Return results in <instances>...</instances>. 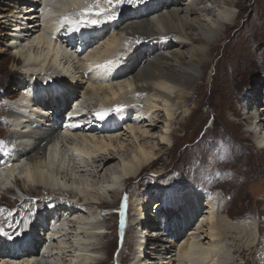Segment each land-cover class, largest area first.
I'll list each match as a JSON object with an SVG mask.
<instances>
[{
  "label": "bare ground",
  "instance_id": "1",
  "mask_svg": "<svg viewBox=\"0 0 264 264\" xmlns=\"http://www.w3.org/2000/svg\"><path fill=\"white\" fill-rule=\"evenodd\" d=\"M88 1L93 3L95 0ZM88 1L14 0V5L12 6L13 10L7 13L14 14V11H16L18 7L23 8L28 4L27 10L29 11L27 12L33 13L32 15L27 16L29 19L28 30L21 31V29L15 28V30L11 31L12 33H9L8 35L9 39L6 42L11 46V50L9 49V51H14L10 57L11 70L16 71L19 67L20 69L23 68L21 74L25 76L23 78H25V83H27V75L24 74L26 69L29 78H33L37 81L38 79H42L41 85L42 83L46 84L42 86H48L51 81L47 77H43V72L47 73V70H55L60 76V79L51 77L56 83L55 87H57L56 89L53 87L54 90H44V92L36 91L37 93L34 94L35 85L28 82L29 84H26L27 87L23 88V94L18 93L16 98L14 97L11 100L14 101L20 98L19 103L21 102L23 105L37 103V109L35 111L40 110L43 113L49 112L50 115H52L54 109H56L57 113L60 112V106H62V109L64 108L65 112H61L62 114L60 113L57 119L50 118L47 125H35L36 130L28 131L30 129L29 127L32 126V121L29 119L24 120L23 117L17 115L13 116L12 107L9 106L11 113L6 117L9 121L6 120L5 122L15 131L12 134L17 136L15 141H17L19 145L13 147L12 154L9 157L6 155L2 156L3 152L0 150V155L2 154L0 156V165H3L0 168V190H3L4 192L7 190L3 195L10 194L8 187H11L12 184L14 186L17 185L18 182H20L19 177H21L26 179L25 181H27L28 185L31 184L29 186L31 187L29 191H31L32 194L38 192L39 187H43L44 189L45 186L46 190H51L50 192H53L52 189H54V191L59 190V193H65L68 195L75 194L76 198L71 200H66V198H64L59 205H56L54 209L49 210V207L55 205V202L50 204L48 201L51 199H49L46 194L42 193L40 196L42 200L35 202V205L32 206L34 212L36 210L39 211V216L32 224V221L30 220V229L27 230L24 227L21 232L22 235L13 236L14 238L11 240L8 239L7 236L4 237L5 241L3 240L4 242L1 244L2 248H0V258L5 262L2 264H67L66 260L68 258L70 259L68 262L69 264H89L93 262V253L96 252L95 250L98 249V246L91 243L93 240H90L97 236L98 233H96V230L98 227L91 222V218H86L83 214L86 213V208L89 205H93L94 208H97L95 205H103L105 201L102 202L100 199H96V197L90 201L86 198V196L88 197V195H86L87 192H93L94 195H100V191L105 192L108 188H112L110 192L117 197L119 193V195H121V189L119 190L120 186L125 185L131 178L139 177L140 173L146 168L151 167L155 163V160L158 159L157 155L152 151L139 147L136 153L139 157L136 158L135 156L133 161H128L125 159V157H129L128 150L123 147H116L119 138L116 134L119 133L121 124L129 125L128 123H134L136 125H142L152 122L154 125L151 123L149 126H146L151 127L152 125L156 126L155 124L157 123L155 122L156 119H154L153 115L156 113L158 107L155 105L153 106L152 104L151 106L153 107H151L150 103L148 105L152 112H143L141 109L134 114L130 112L128 113L131 109L143 106L139 96L135 99H131L133 97L130 98L129 95L132 94L131 90H133L135 86V91L138 89L139 93L149 90V95L151 97L155 99L164 98L167 100L171 99V95L165 90V87L169 84L179 85L184 89L188 88L194 91L198 79L194 75L196 62H198L202 70H206L210 63V58L217 49L219 42L225 37L230 28L235 26L239 19L238 17V19L233 22L235 18L230 10L222 12V20L228 23L225 27L224 33L213 39L215 34L213 28L205 30L200 27L198 30L206 38L201 39L186 34V31L188 30L195 31L196 26L184 22L181 19L180 14L182 12H180V8L187 6L186 12L189 15L198 16L201 23H206L207 21L205 17L211 12L209 9L210 4L215 6L223 5L237 7L239 6V3L225 0H146L143 3L142 0H138L137 3L129 4L127 0H124L123 3H121L120 0H112V3L108 4L107 0H99L97 6L96 0L95 4L91 7L92 12L87 13L85 10L90 6L87 7ZM149 6H151L152 10L149 9ZM163 8L169 9L166 14L161 13ZM100 9H104L105 12L102 15H97ZM36 10H41L42 15H44L42 20H40L39 12ZM109 12H115L117 18L111 21L107 20L106 15ZM81 13H84V15L81 16ZM0 15L6 16V14ZM66 16L69 17L64 19ZM167 16L170 17L171 21L175 22L174 25L169 21ZM77 17L86 21L98 19L101 20L102 23L95 26L90 24L87 27L81 26L79 32L71 31V25L67 23V20H73V18L76 19ZM7 19H12V24L18 26V19L16 16L12 15L9 18L7 17ZM134 20H137L138 22L133 23ZM26 23L27 21H25L24 25H26ZM114 23L115 30L113 31L112 29L113 35L107 44V49L102 53H100V51L91 52L87 57L89 60L85 62V64L83 61L80 68H73L71 65L68 68L66 65L68 69L66 67V70L59 69L61 68L63 61L67 64L71 63L70 61L72 59L69 57L70 52L76 51V57L78 58V55H80L79 58L81 59L94 45H97L98 42L110 36L106 34V32ZM128 25H130L128 28H124ZM100 28L103 29L101 33ZM127 29L132 31V33L127 32V34H131L127 37H129V40L132 37V40L131 42L128 40V44L125 43L122 45V42H119V37L123 36V32ZM61 33L62 35H67L69 41H67L66 38L59 36ZM118 33H121V35H118ZM3 35L5 34L0 32V39H2ZM104 35L106 36L103 37ZM142 37L144 40H140ZM170 38L175 42L164 44L163 46L160 45L161 42L168 41ZM185 43L190 44L192 47L207 46L209 49L207 52H196L197 54H195L194 57L197 55L199 61H195L193 57L188 62L185 56L180 53L175 54L174 59H172L171 55H173V47L185 48L188 45ZM78 45L79 47L77 50ZM86 47L89 49H86ZM62 48H64L65 51ZM131 49H134V51L132 52ZM144 49L155 50H153L150 59V50H145V53L142 54L144 58L136 64L138 65L137 67H141L145 64L144 67H141L142 69L136 72L135 70L137 68L134 67L132 72L131 69L128 70V76L127 73L126 75L116 73L121 67V62H118L119 58L125 57L129 61L134 58L133 56L136 52L138 53V51ZM62 50L66 53L67 51H70L68 56H66V54L64 55ZM162 50H165V53H161ZM105 54L110 57V60L107 58L108 61H111V58H117V62L115 61L112 63L113 65L111 64V66L106 69V72L104 71L105 69L97 67L98 65L108 63V61H105L104 59ZM143 60L146 62L142 63ZM213 62L214 61L212 60L211 64ZM32 65L36 67L31 68ZM56 66L60 67L57 68ZM104 76L108 77L110 80L105 79ZM114 82L120 83H116L117 85H115ZM80 90H82V92H79ZM54 92L55 95L59 94L61 98L59 99V96L55 98ZM77 92L82 93V96L85 97L84 99L91 100L92 102L89 104L87 103V100L80 102L77 99ZM98 94L100 96H97ZM190 96V93L187 94L186 92H181L180 98L184 101H189L192 98ZM255 96L256 95H250V98H248L249 101H255ZM261 97L262 98L259 99L263 106L264 92ZM33 98H35V101ZM47 98H51V104L46 102ZM64 100L66 101V104H64ZM245 101H247V99ZM96 102L98 103L95 104ZM75 103H77L76 110H73L72 107H74ZM43 104L46 109H44ZM71 104L72 107H70ZM117 105H123L122 112H113L104 121L95 119L94 113L96 110L99 111L101 108L111 109ZM83 108L86 110L89 108L91 111L87 112ZM256 108L258 111H263H259V113L253 111L256 113V116L253 125L249 127V132L255 137V142L258 147L263 149L264 136L259 135L260 132L258 131H260L259 124H262L264 127V108ZM34 116L36 117L37 115ZM65 116H69V120H67L72 122L70 124H76L78 126L71 128L66 126V123V128L62 131L58 122L59 118L63 120ZM128 127L129 126H127L128 134L133 133L134 135L135 133L140 132L139 134L141 137H148L144 129H140V127L135 128L134 126ZM98 135L100 136L99 138L96 137ZM114 135L118 138H114ZM23 142H27L28 144L24 145ZM28 146H30L29 149H27ZM2 147L3 145L0 146V148ZM77 150L83 155H77ZM23 151H25V160L18 158ZM119 156L122 163V165L119 166L122 167L121 170L115 169L114 166V163ZM73 157L76 158V163H73L74 166L68 168L66 163L63 164L64 160L68 163L69 161H73ZM86 161H90V163L93 161L96 169L99 171V173L97 171H94V173L96 175L103 173V175L101 174L103 176L101 179L110 184L102 188H100L98 184L96 187H81L79 185H83L84 183L78 178H75L78 179L80 183L76 180L77 186H74V189H66L68 185L63 188L61 185L62 182L60 181L69 177H63L66 175V172H71L72 175H76L80 169L82 170V166L86 165ZM46 167L50 169L52 176L54 174H59L60 178L62 176L59 183L58 180L46 176L44 172L38 169ZM85 167L86 169L88 167L90 168V165ZM76 170L78 172H76ZM81 170L79 173H83ZM72 178L71 180H73ZM122 178L125 179L123 183H121ZM58 186H61V188ZM190 186L191 185H188V187L185 188L186 190L184 189L186 192L180 190V187L177 191L172 190L165 194L162 193L160 195L162 201L153 205V207L156 205V212L151 210L153 209L152 206L150 207L152 202L150 200L147 201L145 198L142 200H138V198L133 199L130 206L128 205L127 200H124L120 226L123 235L128 229V227L125 229L127 220H129L128 211H132L134 207H136L137 210H135V212H138V218L140 219L137 220V226L139 229V223L141 221L142 223H145V218L148 217H152L154 221H158L159 223V226H156L150 222L146 225L148 228L146 231L149 234L147 233L146 236L144 235L145 237L138 236L137 243L139 242L140 249L143 247L142 251L144 250V253L142 256L137 255V264H171L172 262H179V264H230V260L226 256V248H235L233 255L236 251H245L242 245L243 240L245 239L244 233L245 237L248 233L246 227L234 225L233 222V224L230 223V220H227L226 217H222L220 214L222 210H220V207L217 208V200H214L215 197L213 199L211 198L213 200L211 202L209 196L202 195V191L198 192L195 188ZM62 189L63 191H61ZM183 192L185 193L183 194ZM203 196L208 200H203ZM77 197H82L83 201ZM192 200L194 201L192 202ZM86 203H88V205ZM216 208L217 210H215ZM168 209H170L172 213L174 212L173 220L171 214H166ZM56 211L68 214L67 216L65 215L66 219L62 220L61 216L63 215H60L57 221L49 223L53 220L49 221L47 214H55ZM186 212H189V214ZM77 216H80L81 218H77ZM185 216L187 217L186 220L184 219ZM4 218L5 216L0 212V226L5 225ZM68 218H73L75 224L74 230H70L71 228L69 224L72 220L69 222ZM174 220L176 223L173 222ZM196 220H199L198 223L200 227L202 225L204 227V224L208 227V229L203 231L208 234L206 233L207 235L200 240L197 239V235L199 233L202 234L203 232L199 229H195L196 231H199V233H196L195 231V233L187 234L192 225L191 223L196 222ZM40 226L42 229L41 231H38ZM161 226L165 227V230H163V227L161 229ZM157 229L167 234L166 236L164 235V238L167 237L166 242L162 239L161 241L155 239L156 232L158 231ZM141 230L143 231L144 229ZM50 231L52 233L48 234ZM25 232H28V236H23ZM44 232L45 235L43 237ZM101 233L104 234L105 231ZM168 234L170 236H168ZM0 235L3 236V234ZM35 237H41L43 239L35 240ZM67 237L70 238V240L73 238V244L71 247L66 246L68 244L66 240ZM181 237H187V240H185L182 245L178 244L176 246L175 251H177V253L173 256V258L177 259L179 257L180 259L172 260V258H165L164 260L166 262L161 261L160 259L151 263V257L156 255L162 257L164 252L168 250L170 251L174 247V243H177L176 241ZM64 238L66 243L63 242ZM141 240H147L146 244L142 245L140 243ZM156 242L160 245L156 246ZM70 244L71 243L69 242V245ZM40 248L46 249V253L48 254L47 257H41L40 252H36V250ZM150 250L151 254L147 257ZM146 251L148 252L146 253ZM6 252L9 253V255H11L12 252L13 254L18 255V257L20 256L21 259L19 260H22L23 258L26 259L24 256H27L29 260L22 262L13 260L11 258L12 256L1 257ZM21 254L24 255L21 256Z\"/></svg>",
  "mask_w": 264,
  "mask_h": 264
},
{
  "label": "rangeland",
  "instance_id": "2",
  "mask_svg": "<svg viewBox=\"0 0 264 264\" xmlns=\"http://www.w3.org/2000/svg\"><path fill=\"white\" fill-rule=\"evenodd\" d=\"M13 1L14 0H0V14L5 15L12 11V6L14 5ZM145 1L146 0H142L143 3ZM225 1L237 2L239 3V6H215L210 4L209 9L211 12L205 17L207 21L206 23H201L198 16L189 15L186 12L187 6L180 8V12H182L180 14L181 19L184 22L196 26L195 31L188 30L186 31V34L201 39L206 38L198 30L200 27L205 30L213 28L215 31L213 39L224 33L225 27L228 23L222 20V12L230 10L235 18L233 22L239 17L235 26L231 27L225 37L219 42L217 49L210 58V63L207 69L202 70L198 62H196L194 75L199 80L197 79L194 91L188 88L184 89L179 85L169 84L165 87V90L169 92L171 99L167 100L164 98L155 99L151 97L149 95V90L139 93L138 89L135 91V86L133 90H131L132 94L129 95L130 98L133 97L131 99H135L139 96L143 106L131 109L128 113L130 112L134 114L141 109L143 112H152L150 111V106L151 104L153 106L155 105L158 108L153 117L156 119L155 122L157 123L155 124L156 126H153L154 123L151 122L153 124L151 127H146L151 123L142 125H136L134 123H128L129 125L121 124V129L119 130V133L116 134L119 138L114 135V138H118L116 147L119 146L128 150L129 157H125L128 161H133L135 156L136 158L139 157L136 155L139 147L152 151L157 155L158 159L155 160V163L151 167L146 168L140 173L139 177L131 178L125 185L120 186L119 190L121 189V195H119V193L117 197L110 192L112 188H108L105 192L100 191V195H94L93 192H87L86 195H88V197L86 196V198L90 201L95 199V197L102 202L105 201L103 205H95L97 208H94L93 205H89L86 208V213L83 214L86 218H91V222L98 227L96 230V233H98L97 236L91 240L89 239L90 241L93 240L91 243L98 246V249L95 250L96 252L93 253L94 260L92 259L93 262L89 264H137V255H140V252L142 255L144 253V250L142 251L143 247L140 249L138 244L139 253H136L137 255L135 256L134 250L138 236L136 229V227L138 228L137 222L135 223V220H132L133 225L128 226L124 235L120 229L118 231L119 216H122L124 200L126 199L130 206L133 199L138 198V200H142L145 198L147 201L150 200L152 202L150 207H153L154 204L162 201V197L160 196L162 193L165 194L172 190L177 191L180 187V190L185 191V188H187L188 185H191L190 187L195 188L198 192L202 191V195L209 196L210 199L215 197L214 200H217V208L220 207V210H222L220 214L222 217L224 216L227 220H230V223L233 222L234 225L246 227L249 234L247 233V236L245 237L244 233L245 239L243 240L244 246L242 245V247L245 251H236L233 255L235 248H226V256L230 260V264H264V148L260 149L258 147L255 142V137L249 132V127L253 125L256 113L263 111H258L256 107H258V109L264 108V105L262 106L260 103L261 100L259 99L262 98L261 96L264 92V0ZM28 5L23 8H28ZM167 10L169 9L163 8L161 13L166 14L168 12ZM167 18L173 25L175 24L174 21L170 20L169 16H167ZM135 22L138 21L134 20L133 23ZM114 26L115 23L112 24V27H109L106 32V34L110 36L98 42L97 45H94L81 59L79 58L80 55H78V58L76 57V51H74L75 53L69 51V53L66 50V53L64 52V48H62L64 50H62V52H64L63 54L68 56L69 53V57L72 60L70 61L71 63H68L69 65L63 61L61 68H59L60 66L56 67L60 70H66L67 66L69 68L70 65L73 68H80L83 61L85 64V62L89 60L87 57L91 52L100 51V53H102L107 49V44L115 30ZM129 26L130 25L125 26L124 28H128ZM127 30L123 32V36H118L120 40L119 42H122V45L125 43L128 44L129 41L131 42L132 40V37L130 40L129 37H127L128 35H131L127 34V32L132 33V31L129 29ZM102 31L103 29L100 28V33ZM0 32H4L5 34L2 39H0V142L4 143L1 138L4 139L8 132V125L5 121L7 120V115L11 113L9 105L12 108L14 107V103L8 100H11L14 97L16 98L18 93L23 94V88L27 87L26 84H31L32 82L28 81L29 83H25V78H23L25 76L19 73L22 70L20 67L16 71L11 70L10 57L14 51L11 52L7 49L9 44L6 41L9 39V34L5 31L3 25H0ZM118 35H121V33H118ZM105 36L106 35L103 37ZM140 40H144L143 37ZM185 44L187 45L188 43ZM78 47L79 45L77 46V50ZM173 48V55H171L172 59H174L175 54L180 53L185 56L188 62L195 54H197L196 52H207L209 49L207 46L192 47L190 44L185 48H177L175 46ZM86 49L89 48L86 47ZM145 50H150V59V56L155 49L138 51V53L136 52L133 56L134 58L129 61L125 57L119 58L118 62H121V67L116 73L126 75L128 70L131 69L132 72L134 67L137 68L135 70L136 72L142 69L141 67H144L145 64L141 67H137L138 65L136 64L144 58L142 54L145 53ZM131 51L133 52L134 49H131ZM164 51L165 50H162L161 53H165ZM107 58L109 59L110 57L105 54V61H108ZM111 59L114 60H111L113 63L115 61L117 62V58ZM194 59L195 61H199L197 55ZM212 60L214 62L211 64ZM144 62L146 61L143 60L142 63ZM34 67L36 66H31V68ZM46 72L49 71L47 70ZM104 78L110 80L108 77L104 76ZM114 83L117 85L116 83L120 82ZM42 85L46 84L42 83ZM38 92L43 91L39 90ZM79 92H82V90ZM79 92H77V99L80 102L87 100L84 99L85 97ZM181 92H186L187 94L190 93V97L192 98L189 101L182 100L180 98ZM35 93L36 91H34V94ZM250 95H256L254 97L255 101H249L248 98H250ZM97 96L100 95L98 94ZM244 99H247V101ZM90 102L92 101L87 100L88 104ZM97 103L98 102L95 104ZM149 103L150 106L148 105ZM64 104H66L65 100ZM70 107H72V104ZM83 109L87 112L91 111L89 108H87V110L85 108ZM253 111H256V113ZM68 117L69 116H65L63 119L64 123L60 125L62 131L65 130L66 126L72 123L68 121ZM127 126L144 129L148 137H141L139 134L140 132H137L134 135L133 133L128 134ZM259 127V135L264 136L263 125L259 124ZM96 137L99 138L100 136L98 135ZM64 158L66 159L65 156ZM117 158L114 166L115 169L121 170L122 167H119L122 165L120 156ZM65 163L68 165V168H70L76 163V158L73 157V161H69V163L64 160L63 164ZM88 165H90V168L88 167L89 169H86L85 166ZM82 167V170H80L83 173H79L80 170L79 172L76 170V172H78L76 175H72L71 172H66V175L63 177H69L65 178L63 181H60L62 176L60 178L59 174H54L52 176L50 169L47 167L38 169L44 172L46 176L58 180V183L59 181L62 182L61 185L63 188L68 185L66 189H74V186H77L76 180L78 181V179L84 183L83 185H79L81 187H96L98 184L99 187L102 188L110 184L101 179L103 173H100V175L94 173V171H97L98 173L99 171L96 169L93 161L91 163L90 161H86V165ZM71 178L73 180H71ZM19 179L20 182H18V186L12 184L11 187H8L10 194L3 195L7 190L5 192L0 190V209L3 210L0 212L5 216L3 219L5 225L0 226V229L8 235L17 236L16 234L18 232L21 233L24 227L28 229L32 216L31 213L34 212L32 206L35 205V202L41 199L40 196L42 193L46 194L49 199H51L48 201L50 204L56 202L55 200L57 199V196L60 197L58 199L59 203L62 202L64 198H66V200L76 198L75 194L68 195L65 193H59V191H54V189H52L54 193L50 192L51 190H46L45 186L44 189L43 187H39V191L32 194L31 191H29L31 188L29 186L31 184L28 185L27 181H25L26 179L21 177H19ZM72 181L75 182L73 183ZM80 181H78V183H80ZM124 181L125 179L122 178L121 183ZM58 187L61 188V186ZM126 189L127 192L125 193ZM185 192H183V194ZM77 198L83 201L82 197ZM212 199L210 200L211 202L213 201ZM203 200L208 199L204 198ZM193 201L194 200H192V202ZM86 204L88 205V203ZM155 206L151 210L156 212ZM217 208L215 210H217ZM135 210H137L136 207H134L132 211H128V213L132 215V219L133 215L139 217L138 212H135ZM186 213L189 214V212ZM166 214H171L173 220L174 212L172 213V211L168 209ZM64 215L67 216L68 214ZM79 217L80 216H77V218ZM74 218L76 219V217ZM147 219L152 220L153 224L159 226L158 221H154L152 217H148ZM184 219L186 220L187 217L185 216ZM68 220L69 222L72 220L70 224H73H71L72 226L69 224V226L71 228L70 230H74L75 224L73 218H68ZM198 222L199 220H196V222L191 223L192 225L190 230H188V235L193 232L195 233L197 229L202 232L205 229H208L204 224V227L203 225L201 226L203 228L202 230ZM141 229L142 228L139 230L142 231ZM157 230L156 237L160 235L161 231L159 229ZM104 231V234L101 233ZM50 233L52 232L50 231L48 234ZM147 233V231L145 233L143 230L139 233V236H146ZM196 233H199V231H196ZM206 233L207 232H203L202 234L199 233L197 239L200 240L202 237L204 238V236L208 234ZM164 235L166 236V234H163L158 240L161 241L162 239L166 242L167 237L164 238ZM6 236L7 235H0V245L2 244L1 241ZM70 238H66L68 243L66 245L67 247H71L73 244V238L71 240ZM64 240L65 238L63 239V242L66 243ZM185 240H187V237H181L178 239L176 241L177 243H174V247L170 251L168 250L164 252L159 259L158 256H153L154 258L151 257V263L160 259L161 261H165V258H172V260H175L176 258H173V256L177 253V251H175L176 246L178 244L182 245ZM69 242L71 243L70 245ZM0 248H2V245ZM149 254H151V250ZM23 255L24 254H21V256ZM4 256H12L11 258L13 260L22 262L29 260L27 256H24L26 259L23 258L22 260H19L21 257H18V255L13 254L12 252L11 255L6 252L1 257ZM177 259L180 258L178 257ZM69 260V258L66 260L67 264H69ZM2 263L5 262L0 258V264ZM171 264H179V262H172Z\"/></svg>",
  "mask_w": 264,
  "mask_h": 264
},
{
  "label": "snow or ice",
  "instance_id": "3",
  "mask_svg": "<svg viewBox=\"0 0 264 264\" xmlns=\"http://www.w3.org/2000/svg\"><path fill=\"white\" fill-rule=\"evenodd\" d=\"M107 2L109 4L112 3V0H107ZM121 3L124 2V0H120ZM127 2L129 4H134V3H137L138 0H127ZM99 4V0H97V6ZM85 12L87 13H91L92 12V8L89 7L85 10ZM105 10L104 9H100L99 12L97 13V15H102L104 14ZM81 16L84 15V13H81L80 14ZM117 18L115 12H109L107 15H106V19L111 21V20H115ZM67 23H69L71 25V31H75V32H79L80 29H81V26H84V27H87L89 24L92 25V26H95L97 24H100L102 23L101 20H98V19H92V20H79V21H73L71 19L67 20ZM113 62L112 61H109L108 63L106 64H102V65H98L97 67L98 68H101V69H106V68H109L111 66ZM123 111V105H117L115 106L114 108H111V109H104V108H101L99 111H96L94 113V116H95V119L99 120V121H104L111 113L115 112V113H120ZM78 125L76 124H69L68 127H71V128H74V127H77ZM2 143V142H0ZM77 155H83L82 153H80L78 150H77ZM0 211H3L2 209H0ZM0 234H3V235H7L8 239H13L14 237L11 236V235H8L7 233H4L2 229H0ZM17 236H21L22 233H17L16 234Z\"/></svg>",
  "mask_w": 264,
  "mask_h": 264
},
{
  "label": "built area",
  "instance_id": "4",
  "mask_svg": "<svg viewBox=\"0 0 264 264\" xmlns=\"http://www.w3.org/2000/svg\"><path fill=\"white\" fill-rule=\"evenodd\" d=\"M157 256V255H156ZM158 259H159V257H158Z\"/></svg>",
  "mask_w": 264,
  "mask_h": 264
}]
</instances>
